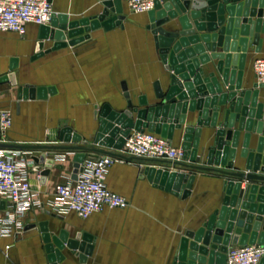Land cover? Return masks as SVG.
<instances>
[{
    "label": "water",
    "instance_id": "obj_1",
    "mask_svg": "<svg viewBox=\"0 0 264 264\" xmlns=\"http://www.w3.org/2000/svg\"><path fill=\"white\" fill-rule=\"evenodd\" d=\"M102 8L97 16L78 21H69L67 15L52 14L49 24L39 27V41L30 60L67 46L76 47L89 40L90 32L100 28L105 31L124 28L122 22L126 16L120 0H105ZM147 18L146 29L152 36L155 53L168 72V76L163 75L165 88L160 81H155L152 100L142 95L133 101L126 83L121 82L125 107L117 111L104 104L94 112L97 129L92 145L105 150L82 146L65 148L79 151L73 158L70 179L75 181L82 171L84 152L98 151L131 161L118 154L131 132L147 131L169 141H173L176 133H181L180 149L185 152L186 161L194 163L200 138L206 134L203 128L215 129L211 144L201 153L208 166L226 169L214 170L224 177L223 196L199 228L185 232L174 264H225L229 247L264 246V101H259L264 83L251 84L247 80L250 89L244 86L248 47L253 48L254 53L264 47V0L156 1ZM166 25L174 30H166ZM195 31L204 34L196 35ZM45 41H52L51 47L44 48ZM216 48H222V52H216ZM228 52L241 54H223ZM211 61H217L215 72L205 74L202 67ZM17 66L18 61L13 58L10 73L0 77V84L17 85L13 72ZM55 93L54 87L28 84L17 87L18 100H45ZM192 119L195 126L188 125ZM235 123L238 129L233 131ZM242 130L246 134L238 150ZM252 132L260 136L255 148L249 149ZM58 138L62 143L77 145L83 140L70 127L61 128ZM0 148L37 151L39 154L32 156L36 165L33 171L39 173L42 185L55 164L51 152L59 150L47 145L1 142ZM239 159L245 160L243 171L234 172L238 170ZM182 167L193 171L204 169L193 165ZM140 174L154 187L182 199L191 194L195 179L194 175L154 166L142 168ZM38 229L49 264L63 262L65 256L61 251L65 248L78 257L79 264H86L92 252L91 236L76 234L70 238L65 231L53 235L47 222L39 223ZM258 264H264V257Z\"/></svg>",
    "mask_w": 264,
    "mask_h": 264
},
{
    "label": "crops",
    "instance_id": "obj_2",
    "mask_svg": "<svg viewBox=\"0 0 264 264\" xmlns=\"http://www.w3.org/2000/svg\"><path fill=\"white\" fill-rule=\"evenodd\" d=\"M105 0H51L52 14L67 15L69 21L92 18L102 11ZM124 28L115 27L105 31L100 28L89 33V40L76 46L61 48L57 51L31 61L39 34V27L28 25L23 38L14 43L0 39V77L10 73V61L16 58L17 68L13 71L16 86L10 83L0 84V109L12 114V125L3 135L1 143L14 145H47L59 147L51 154L64 156L55 161L44 185L32 172V188L40 193L41 208H35L24 216V230L0 241V264H49L41 239L38 224L47 222L49 232L58 235L65 231L70 238L77 234L92 237V252L86 264H174L181 238L188 230L199 228L207 216L215 210L223 196L221 186L224 177L214 170H226L222 167L208 166L201 150L211 144L215 129H205L200 138V147L194 163H171L167 161L148 162L131 158L121 159L109 169L106 187L124 197L128 205L122 209H104L86 219L74 213L64 216L54 214L50 203L56 184L65 182L73 171V158L78 150L65 149L82 146L85 148H104L92 145L97 122L94 120L95 108L98 110L108 104L113 110L125 107L121 82H125L133 101L146 95L153 98L152 85L160 81L163 88L164 76L168 72L158 59L148 24L147 13L131 14L123 4ZM176 23V22H175ZM172 31L173 27L165 26ZM178 29V26H177ZM176 30V29H175ZM196 35L204 34L195 31ZM44 48H49L52 41H45ZM222 52V48H216ZM206 54H211L206 52ZM241 54V53H223ZM244 68V86L246 81L258 82L254 73V61L264 55V47L259 53L253 48L247 50ZM211 61L203 66L206 72H215V63ZM25 70L42 71L44 78L29 81L23 78ZM204 74V76H205ZM221 83V78L216 72ZM35 87H54L56 93L45 100H18L17 87L24 85ZM264 91L259 101L263 102ZM189 115V112H188ZM188 125L195 126L193 119ZM63 127H70L82 136L81 144L62 143L58 132ZM234 124L233 131L237 130ZM238 150L242 143L244 130L239 131ZM249 149L255 148L260 135L250 133ZM170 143L180 148L181 133H176ZM206 150V149H205ZM37 156V151H26ZM70 153V154H69ZM129 158V157H126ZM245 160H238V170L243 171ZM198 166L203 170L193 171L182 166ZM154 168L184 172L194 175L191 194L182 199L170 192L161 190L142 178V168ZM213 169V170H211ZM245 183H242V187ZM35 226L31 229H26ZM65 259L60 264H79L78 257L64 249Z\"/></svg>",
    "mask_w": 264,
    "mask_h": 264
},
{
    "label": "built area",
    "instance_id": "obj_3",
    "mask_svg": "<svg viewBox=\"0 0 264 264\" xmlns=\"http://www.w3.org/2000/svg\"><path fill=\"white\" fill-rule=\"evenodd\" d=\"M131 14H145L154 9L156 1L163 0H120ZM52 16L49 0H0V32L26 34L28 25H48ZM258 82L264 83V55L253 64ZM12 125L10 111L0 109V141ZM70 154V153H69ZM118 154L148 162H185V152L173 146L169 140L154 133L131 132ZM55 161L64 156L52 154ZM118 157L98 151L84 152L80 164L82 171L77 179L68 178L54 187L51 211L64 216L74 213L86 219L104 209H122L127 200L112 191L105 184V178ZM35 163L26 151L0 148V241L24 230V216L35 208H41L40 193L32 188L31 175L40 180L34 172ZM264 257V246L246 245L229 247L225 264H258Z\"/></svg>",
    "mask_w": 264,
    "mask_h": 264
},
{
    "label": "rangeland",
    "instance_id": "obj_4",
    "mask_svg": "<svg viewBox=\"0 0 264 264\" xmlns=\"http://www.w3.org/2000/svg\"><path fill=\"white\" fill-rule=\"evenodd\" d=\"M1 38L2 39L5 38L6 40H3V41H6V43H14V42H17L18 40H23V38H20L18 36L11 35V34H4V33H0V39ZM40 74H42V71H40V73H38L37 70H33L31 72H27L25 70L23 78H25V80H29V81H38V80H42L44 78V76L40 75Z\"/></svg>",
    "mask_w": 264,
    "mask_h": 264
}]
</instances>
